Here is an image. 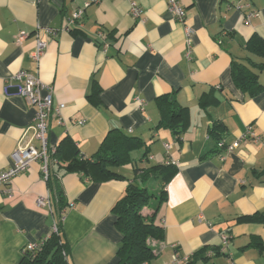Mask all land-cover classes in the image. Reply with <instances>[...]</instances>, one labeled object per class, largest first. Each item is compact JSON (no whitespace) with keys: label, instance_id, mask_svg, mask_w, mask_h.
<instances>
[{"label":"crops","instance_id":"crops-1","mask_svg":"<svg viewBox=\"0 0 264 264\" xmlns=\"http://www.w3.org/2000/svg\"><path fill=\"white\" fill-rule=\"evenodd\" d=\"M86 1L0 0V172L12 167L11 153L34 122L35 107L12 80L25 71L45 86L43 97L52 94V111L64 106L59 117L52 111L48 117L49 147L68 136L88 159L118 129L144 144L131 152L130 164L115 168L124 179H133L135 169L176 163L157 213L164 238L152 242L158 255L150 264H173L175 255L180 264H264V69L254 97L237 89L230 74L232 58L264 63L245 50L252 35L264 40V0H181L193 31L189 53L165 0H136L143 12L138 20L127 1L102 0L84 8L81 25L68 26ZM37 28L50 31L40 32L47 46L38 62L32 58ZM22 31L27 37L17 44ZM163 95L187 109L178 137L159 124L155 99ZM209 97L217 105L201 107ZM215 121L227 145L239 141L232 152L219 150L209 136ZM62 167L51 162L49 174L63 208L39 162L10 181L11 197L0 187V264H19L24 248L46 239L59 215L67 264H118L121 235L110 209L126 182L96 183ZM39 197L50 205L37 207Z\"/></svg>","mask_w":264,"mask_h":264},{"label":"trees","instance_id":"trees-1","mask_svg":"<svg viewBox=\"0 0 264 264\" xmlns=\"http://www.w3.org/2000/svg\"><path fill=\"white\" fill-rule=\"evenodd\" d=\"M245 50L257 57L264 58V40L257 35H252L246 42ZM264 69V63H256L249 58H232L230 62V74L237 89L249 97H254L261 92L262 86L258 80L259 73ZM211 98V99H210ZM94 103V102H93ZM158 110L161 113L160 122L177 135L186 129L187 109L180 107L173 95H163L155 99ZM217 105V101L209 97L207 102L201 100L199 105ZM223 125L221 122H213L209 129V136L216 141V147L224 151L227 144L222 139ZM140 139L128 136L118 129H111L98 150L90 157L84 158L74 142L68 137L61 139L54 152L50 154L51 162L64 165V173L80 175L89 181L96 183L126 182L120 197L110 209L115 217V228L121 235L118 248V264H150L158 255V248L152 242L162 241L164 231L157 220V213L166 199L164 188L168 180L175 174L176 166L169 163L149 168L135 169L133 179L126 180L119 175L115 168L131 163L130 154L143 147ZM219 145V146H218ZM147 153H143V158ZM61 168V167H60ZM60 168H58L60 170ZM51 177V178H50ZM52 175L49 174L47 184L49 191H55L57 202L65 206L62 191L58 185H52ZM150 183L158 187L157 192H149ZM151 210L145 215L144 210ZM62 215L56 219L57 232L44 240L37 252H25L19 264H67L69 250L62 242L60 236ZM257 216L240 217L239 220L252 221Z\"/></svg>","mask_w":264,"mask_h":264},{"label":"built area","instance_id":"built-area-1","mask_svg":"<svg viewBox=\"0 0 264 264\" xmlns=\"http://www.w3.org/2000/svg\"><path fill=\"white\" fill-rule=\"evenodd\" d=\"M100 1L102 0H87L84 3L83 8L76 9V11L70 15L67 25L71 27L81 25L84 8L90 4H95ZM125 1H127L129 5V11L133 19L138 20L143 12L137 5L136 0ZM165 2L167 6V12L170 14L172 19L183 26L185 46L189 53L193 31L190 27L185 25L187 20L186 10L181 3V0H165ZM252 15H254V13L245 15V21H248ZM41 31L50 32L48 29L41 28H37L35 31L36 45L35 50L32 53V58L36 62L40 60L47 46V43L41 39ZM26 37L27 33L23 31L19 32L15 37V42L20 44ZM12 80L19 83L17 87V94L23 98L27 105L35 107L36 111L33 124L26 129L21 141L11 153L10 158L13 162L12 167L8 170L0 172V187H5L3 192L8 197H11L13 192L9 186L10 181L22 174L33 162L40 163L43 180L47 181L49 177V166L51 163L50 154L54 152V149L49 147L47 141V121L52 111V94L48 93L43 97L41 95V91L45 88V86L39 81V79H37V77L31 75L28 72L19 71L12 77ZM134 104L140 108L143 106V102L137 97L134 98ZM63 107L64 106L60 104L55 110L52 111V113L59 117L60 111ZM247 130V135H249V137H253L251 127H248ZM238 145L239 141H236L231 145H227V147L224 149V152L230 153L232 150L237 148ZM169 148L170 146L168 144H164V149L166 152L169 150ZM148 159L151 160V157ZM167 163L176 166V163L173 161ZM36 205L39 208L49 206L50 204L48 197H39L36 201ZM52 232H57L56 222H54L52 225ZM222 244L223 246L227 244L226 237H222ZM41 245L42 240L36 243H30L24 248L23 253L37 252L40 250ZM172 260L173 264H180V260L176 255L173 256Z\"/></svg>","mask_w":264,"mask_h":264},{"label":"rangeland","instance_id":"rangeland-1","mask_svg":"<svg viewBox=\"0 0 264 264\" xmlns=\"http://www.w3.org/2000/svg\"><path fill=\"white\" fill-rule=\"evenodd\" d=\"M141 153H142V152H140L139 155H140ZM149 185H150V187H149V192H150L151 194L156 195L155 193L157 192L158 187L155 186L153 183H150Z\"/></svg>","mask_w":264,"mask_h":264}]
</instances>
